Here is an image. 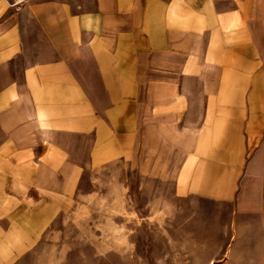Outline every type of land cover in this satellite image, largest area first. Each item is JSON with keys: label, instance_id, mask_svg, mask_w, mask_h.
Segmentation results:
<instances>
[{"label": "crops", "instance_id": "crops-1", "mask_svg": "<svg viewBox=\"0 0 264 264\" xmlns=\"http://www.w3.org/2000/svg\"><path fill=\"white\" fill-rule=\"evenodd\" d=\"M106 163L204 206L264 172V0H0V264L64 254Z\"/></svg>", "mask_w": 264, "mask_h": 264}, {"label": "rangeland", "instance_id": "rangeland-1", "mask_svg": "<svg viewBox=\"0 0 264 264\" xmlns=\"http://www.w3.org/2000/svg\"><path fill=\"white\" fill-rule=\"evenodd\" d=\"M107 168L58 222L68 243L50 264H264V172L246 166L232 204L204 206L139 167ZM242 185L259 205L237 218Z\"/></svg>", "mask_w": 264, "mask_h": 264}, {"label": "built area", "instance_id": "built-area-1", "mask_svg": "<svg viewBox=\"0 0 264 264\" xmlns=\"http://www.w3.org/2000/svg\"><path fill=\"white\" fill-rule=\"evenodd\" d=\"M14 7L20 6L25 3L26 0H4Z\"/></svg>", "mask_w": 264, "mask_h": 264}, {"label": "bare ground", "instance_id": "bare-ground-1", "mask_svg": "<svg viewBox=\"0 0 264 264\" xmlns=\"http://www.w3.org/2000/svg\"><path fill=\"white\" fill-rule=\"evenodd\" d=\"M209 264H213V262L211 261Z\"/></svg>", "mask_w": 264, "mask_h": 264}]
</instances>
